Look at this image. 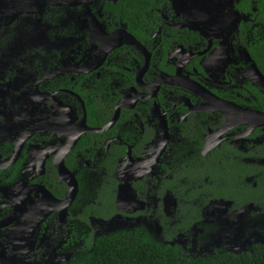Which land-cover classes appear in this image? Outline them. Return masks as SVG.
I'll list each match as a JSON object with an SVG mask.
<instances>
[{
	"label": "flooded vegetation",
	"instance_id": "1",
	"mask_svg": "<svg viewBox=\"0 0 264 264\" xmlns=\"http://www.w3.org/2000/svg\"><path fill=\"white\" fill-rule=\"evenodd\" d=\"M244 9L0 0V264H40L64 247L47 264L59 263L117 215L151 223L143 210L122 212L120 196L166 203L163 220L180 223L173 242L188 253L233 252L210 241L221 219L200 215L214 200L264 237V22ZM205 183L235 197L214 199ZM107 191L115 212L94 217Z\"/></svg>",
	"mask_w": 264,
	"mask_h": 264
},
{
	"label": "trees",
	"instance_id": "2",
	"mask_svg": "<svg viewBox=\"0 0 264 264\" xmlns=\"http://www.w3.org/2000/svg\"><path fill=\"white\" fill-rule=\"evenodd\" d=\"M249 10L257 8L258 20L264 22V0H243ZM141 9V2L132 4ZM213 164V159H211ZM218 172L208 170L204 176H215ZM206 192L212 198L231 199L233 189L208 187ZM197 189L190 190L194 197ZM94 217L104 216L109 219L114 214V193L107 191L105 196L97 195L92 205ZM86 221L84 217H78ZM103 223V221H99ZM174 235L156 232L151 223L142 222L130 228H116L102 231L93 238H86L83 244L71 249L70 257L56 264H264V244L254 245L251 251L234 253L227 250L188 253L173 242Z\"/></svg>",
	"mask_w": 264,
	"mask_h": 264
},
{
	"label": "rangeland",
	"instance_id": "3",
	"mask_svg": "<svg viewBox=\"0 0 264 264\" xmlns=\"http://www.w3.org/2000/svg\"><path fill=\"white\" fill-rule=\"evenodd\" d=\"M121 197V203H119V208L123 212L125 211V214H134V212H139V211H145L146 216L149 222H151L154 230L156 232H161V228L163 231L170 232L172 233H177L178 228H180V223H174L170 224L167 221H164L163 218L167 215L168 208L166 203L156 207L155 205H150L149 203H145L142 205V202L139 203L138 205L134 203V201L131 202L129 199L128 201H124L123 197ZM166 208V210L163 209ZM201 207V206H200ZM160 208L161 211H159L157 214L155 212L156 209ZM204 208V209H203ZM202 212H200L201 217L204 216L206 213L207 215L209 214L211 218L214 219L215 221H219L221 219L220 225L222 226V229L219 234L213 235L210 238V241L213 244L219 245H227L230 247V249L235 252H241V251H248L251 250V246L254 244L258 243H264V237H260L258 233L255 231L251 232L250 234L243 233L242 229V218L240 217L239 213L235 212H229L222 201H211V203H208L207 206L203 207ZM205 210V213L203 212ZM121 212V213H122ZM127 216V215H126ZM157 216V217H154ZM153 217V218H152ZM137 219V221H136ZM138 217H125L121 215H117L108 221H105L103 223L98 222L97 226L99 231H109L112 229L116 228H121V227H130L136 222H138ZM195 228V227H193ZM191 228V230L193 229ZM186 231V236L190 235V231ZM185 235L180 237V241L182 242L183 246H190L189 250L194 251L195 249L191 246H193V239H188ZM189 240V243L187 242ZM209 248L208 245H206L204 248L205 251H207ZM64 247H58L56 250H45V255L44 259L40 264H47L48 262L54 260V259H59L62 257V255L65 256L63 252H60ZM68 256V254H66ZM15 264H31V263H26V262H20L16 261L14 262Z\"/></svg>",
	"mask_w": 264,
	"mask_h": 264
},
{
	"label": "water",
	"instance_id": "4",
	"mask_svg": "<svg viewBox=\"0 0 264 264\" xmlns=\"http://www.w3.org/2000/svg\"><path fill=\"white\" fill-rule=\"evenodd\" d=\"M118 112V111H117ZM113 121H111V123H112ZM111 123L110 124H107L106 126H109V125H111ZM102 129V128H101Z\"/></svg>",
	"mask_w": 264,
	"mask_h": 264
}]
</instances>
